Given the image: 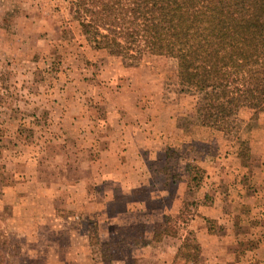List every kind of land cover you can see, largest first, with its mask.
<instances>
[{"label": "rangeland", "instance_id": "rangeland-1", "mask_svg": "<svg viewBox=\"0 0 264 264\" xmlns=\"http://www.w3.org/2000/svg\"><path fill=\"white\" fill-rule=\"evenodd\" d=\"M203 102L173 58L95 49L65 0H0V264H56L75 242L95 262L132 264L151 242L186 264L175 252L190 232L198 264H264V112L242 110L226 135L199 123ZM129 107L169 139L157 184L139 191L155 200L130 212L108 178L126 159L106 154L102 128L108 109Z\"/></svg>", "mask_w": 264, "mask_h": 264}, {"label": "trees", "instance_id": "trees-1", "mask_svg": "<svg viewBox=\"0 0 264 264\" xmlns=\"http://www.w3.org/2000/svg\"><path fill=\"white\" fill-rule=\"evenodd\" d=\"M65 1L95 49L133 61L175 59L180 81L204 100L203 127L228 135L242 110L264 112V0ZM165 234L176 232L168 227ZM201 253L190 232L176 255L198 264Z\"/></svg>", "mask_w": 264, "mask_h": 264}, {"label": "crops", "instance_id": "crops-1", "mask_svg": "<svg viewBox=\"0 0 264 264\" xmlns=\"http://www.w3.org/2000/svg\"><path fill=\"white\" fill-rule=\"evenodd\" d=\"M129 108L128 112H124V108L108 109V113H110V115L107 116L108 119L106 118L103 120L102 125V128L106 129V131H103L106 132L105 137L111 142L110 146L105 151L106 154H109L110 158L119 157L126 159L124 165H122L116 173L118 176L120 174V177H114L111 175L108 178L116 181V193L117 195H120L118 198H122L124 205L128 206V212H130L129 207L135 208L140 205H150L152 201L155 200L153 198L151 199V197L148 199L144 196L141 197L139 191L144 188H151L157 184V182L154 181L155 175L159 172L156 170H159L158 164L160 163V161H157V154H161V150L163 148L162 142L164 141L163 139H168L167 134L163 137L162 134H158L160 129H158V124L155 118L152 120L143 118V112H145V110H139L137 108L133 109V107ZM196 139L198 138L196 137ZM170 140L172 141L173 138ZM144 158H148L149 164L147 166L141 164L142 162L140 160H144ZM151 163L154 166H151ZM170 168L171 169L167 171L170 176L168 177L169 180L173 179L174 170H178L176 167ZM104 175V178H106V172ZM106 184H108V181ZM81 187L82 185L78 182L75 184L74 189L80 190L82 189ZM100 189L103 195H105L104 184L103 187H100ZM105 190H107L106 192H109L111 189L107 188ZM116 193L114 191L113 194H109L105 200L111 199L114 201L112 196L116 195ZM74 205L77 206L82 204H78V201H76V204ZM153 219H149V221L153 222ZM112 223H114V221ZM77 234L78 232L76 229L73 231L71 236L76 238L78 236ZM75 243L73 247L68 248L66 251V254L68 255L67 259L65 258L66 260L63 261L58 260L56 261V264H106L101 261L95 262L91 258V251L89 250L90 246L86 243L82 245ZM263 250L264 248H261V251H258L262 253ZM130 252V258L134 261H132V264H172L174 260L173 258H161L159 255V249L153 247L151 242H147L144 246L132 248ZM175 253L177 254V251ZM261 253L259 254L261 255ZM113 264L131 263L125 259L124 261H119Z\"/></svg>", "mask_w": 264, "mask_h": 264}]
</instances>
